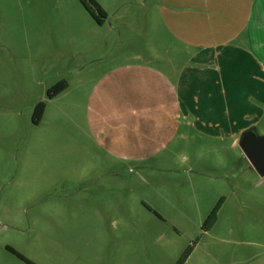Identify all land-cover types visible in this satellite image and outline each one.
Here are the masks:
<instances>
[{
	"label": "rangeland",
	"instance_id": "374dc122",
	"mask_svg": "<svg viewBox=\"0 0 264 264\" xmlns=\"http://www.w3.org/2000/svg\"><path fill=\"white\" fill-rule=\"evenodd\" d=\"M95 1L103 25L78 0H0V264H27L8 247L34 264H177L189 246L184 264H264V177L239 145L178 141L111 87L127 65L170 73L175 49L188 70L193 49L172 44L157 0Z\"/></svg>",
	"mask_w": 264,
	"mask_h": 264
},
{
	"label": "crops",
	"instance_id": "0c3cea01",
	"mask_svg": "<svg viewBox=\"0 0 264 264\" xmlns=\"http://www.w3.org/2000/svg\"><path fill=\"white\" fill-rule=\"evenodd\" d=\"M157 3L172 44L193 49L188 58L192 65L180 72L173 64L179 61L175 49L166 60L170 73L127 65V72L116 76L120 80L111 87L127 96V108L160 113L162 124L170 126L178 141L189 143L190 134L198 132L217 141L233 139L237 146L243 130L264 120V0ZM202 65L205 70L196 72ZM134 115L141 121L146 113Z\"/></svg>",
	"mask_w": 264,
	"mask_h": 264
},
{
	"label": "trees",
	"instance_id": "16d2710c",
	"mask_svg": "<svg viewBox=\"0 0 264 264\" xmlns=\"http://www.w3.org/2000/svg\"><path fill=\"white\" fill-rule=\"evenodd\" d=\"M81 5L84 7V9L88 12V14L92 17V19L98 24L103 25L104 20L106 19V13L105 11L100 7V5L95 0H78ZM68 85L66 81L61 80L58 83H56L52 88H50L47 91V96L52 99L65 91L67 89ZM45 110V104L42 102H39L35 108H34V114H33V123L38 125L42 119V116L44 114ZM225 201L224 197H221L217 204L212 209L211 213L205 220L204 224L202 225L203 231H209L213 225L216 222L217 214L222 207L223 203ZM9 252L13 253L14 255L18 256L20 259H22L27 264H34L25 257H23L21 254L17 253L12 248H7ZM192 252V246H189L186 251L182 254L177 264H184L186 260L188 259L189 255Z\"/></svg>",
	"mask_w": 264,
	"mask_h": 264
},
{
	"label": "water",
	"instance_id": "95a60500",
	"mask_svg": "<svg viewBox=\"0 0 264 264\" xmlns=\"http://www.w3.org/2000/svg\"><path fill=\"white\" fill-rule=\"evenodd\" d=\"M251 167L264 177V135H258L255 128L242 133L238 143Z\"/></svg>",
	"mask_w": 264,
	"mask_h": 264
}]
</instances>
